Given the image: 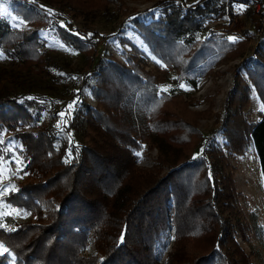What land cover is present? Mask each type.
Instances as JSON below:
<instances>
[{
	"label": "trees",
	"instance_id": "1",
	"mask_svg": "<svg viewBox=\"0 0 264 264\" xmlns=\"http://www.w3.org/2000/svg\"><path fill=\"white\" fill-rule=\"evenodd\" d=\"M88 1L42 0L45 6L58 5L52 15L36 3L15 1L13 13L39 26L30 33L10 29L0 18V52L20 70L46 72L52 60L37 31L53 24L64 45L93 60L88 73L81 77L85 88L95 95L97 84L102 89L105 71L113 68L120 79L118 85L110 86L113 94L99 91L97 95L104 113L81 101L74 91L60 109L66 112L74 103L70 116L63 118L66 123L55 110L34 99L18 102L0 95V135H13L24 165L22 171L35 178L15 193L9 192L3 206L31 211L36 220L34 224H19L8 214L0 215V243L15 256V264H156L153 247L157 241L164 247V205L170 195L174 249L167 255L166 264H251L235 241L236 234L247 241L248 229L236 207L226 156L251 146L264 186V65L252 58L243 60L244 73L263 106L258 120L246 125L240 119L249 91L236 77L223 116L224 144L210 141L203 156L195 157L202 136L185 124L188 122L160 109L161 102L179 95L173 90L161 91L165 77L144 72L136 66V60L130 68L120 67L113 60H95L100 36L79 30L72 23L74 15L79 14L72 9L83 13L89 9ZM257 2L264 9V0ZM65 8H70L68 14ZM213 8L209 0H197L171 7V11L149 22L131 20L148 50L167 66L166 70H155H171L173 86L195 89L214 66L241 55L242 40L233 43L214 33L201 40L194 37L205 30L206 13L215 15L219 11ZM88 34L90 38H81ZM256 45L257 52L264 54L263 33ZM43 112L48 113V123L36 131H18L25 126L36 128ZM77 127L79 141L74 135ZM194 133L197 141L190 148L189 135ZM157 139L173 160L161 177L158 174L167 160L160 148L153 171L137 169L129 155L130 148H139L142 143L154 148ZM43 206L45 214L40 211ZM87 236L100 261L96 256L81 255L89 245ZM7 260L6 253L0 255V264Z\"/></svg>",
	"mask_w": 264,
	"mask_h": 264
},
{
	"label": "rangeland",
	"instance_id": "2",
	"mask_svg": "<svg viewBox=\"0 0 264 264\" xmlns=\"http://www.w3.org/2000/svg\"><path fill=\"white\" fill-rule=\"evenodd\" d=\"M15 1L28 4L36 3L46 10H51V12L58 10L57 4L51 5L52 7L45 6L42 0ZM15 1L0 0V18L8 23L10 29L22 33H30L39 28L38 24L27 21L13 13ZM99 1L89 0L87 3L89 9L83 13H80L76 8L72 9L79 13L74 15V19H72L74 27L100 36L99 43L95 46V60L98 59L99 63H103L105 59H108L113 60L120 67L130 68L132 67L130 65L136 60V66L144 72L167 79L160 88L173 90L179 95L164 103L161 102L160 109L168 111L182 121L188 122L189 124H185L193 127V131L195 130L202 136L203 142L193 156H203L202 151L210 141H216L219 146L224 144L222 138L223 116L236 77H240L249 91L247 103L241 108L240 119L246 125H251L258 120V114L262 111L263 106L243 70V60L246 58L255 59L264 65V54L262 52L258 53L256 50L257 39L261 33L264 34V9H260V3L257 4V0H209L214 6L213 10L215 8L219 9L217 12L220 13V16H216L217 12H215V15L214 12L206 13L207 18L203 21V29L205 30L196 33L194 37L201 40L209 33H214L227 41H230L229 37H239L238 40L244 41V46L240 51V56L238 55L231 60L223 61L214 66L211 72L197 83L195 89L186 86L181 87V85L173 86L171 82L174 78L171 70L164 72L155 70L156 67L166 70L167 66L165 67V64L148 50L135 32L131 20L149 22L162 16L163 13L171 11V7L180 4H193L197 0ZM69 9L65 8L63 11ZM69 12L70 10L65 13L68 14ZM21 21L23 23H20ZM37 35L38 39L43 41L45 50L52 60L51 65L46 67L44 73L35 69L24 71L4 56L0 59V95L14 97L18 102H22L23 99H34L55 110V114L60 118L58 115L61 113L60 109H63L67 101L74 96V91H78L81 101L104 113L102 102L97 98V95L101 94L99 91L113 94L110 86L120 83V79L116 75V69L105 71L104 77L101 78L102 84L100 85H102V89L99 90L97 84L98 91L94 95L81 83V77L90 70L93 61L90 60V56L64 45L59 40L53 24L49 28L38 29ZM88 82L91 83L90 80ZM108 97L111 98V95H108ZM47 114V112L41 114L36 128L25 126L18 131H36L49 122ZM187 125L183 126L186 127ZM74 130L75 138L79 141L80 129L77 127ZM152 139L154 140V138ZM0 140L3 141V143H0V156L4 157L3 175L0 176V189H9L3 195H0L2 210L4 213H8L16 223L30 222L34 224L36 220L31 211L16 206L12 208L3 206L5 203L3 199L9 192L15 193L21 185L30 181L34 182L35 178L24 171L18 172L16 158L20 161H22V158L17 151L19 145L13 139V135L3 132L0 135ZM189 140L191 148V144L197 141L195 133L189 135ZM155 144L157 146L154 148H149L144 143L139 148H130L129 155L133 158L137 169L153 171L156 165L157 147L160 148L162 153L166 155L164 159L167 160V163L161 167L158 174L161 177L173 165V160L167 156V149L158 139ZM226 158L231 168L234 193L237 196L236 207L248 229V232H246L247 241H243L239 234H236L235 241L248 256L251 264H264V186L256 154L253 148L247 145L242 153H234L232 156L227 155ZM23 166L22 163V169ZM10 185L15 186L14 190L9 188ZM40 209L42 214L46 213L44 206ZM164 217L166 223L164 247L158 241L153 247L156 264H166L167 255L174 249L173 201L170 195L164 205ZM87 237H89V245L81 251V255L96 256V259L100 261V256L96 255L90 242V236ZM5 253L8 258L6 264H11L12 258L15 256L9 251Z\"/></svg>",
	"mask_w": 264,
	"mask_h": 264
},
{
	"label": "snow or ice",
	"instance_id": "3",
	"mask_svg": "<svg viewBox=\"0 0 264 264\" xmlns=\"http://www.w3.org/2000/svg\"><path fill=\"white\" fill-rule=\"evenodd\" d=\"M48 12H49V15H52L53 13L51 12V10H48ZM20 23H23V21H21ZM61 27H64L65 25H63V24H61L60 25ZM76 35H79L78 33H76ZM91 37V34H88V37H81L82 39H87V38H90ZM238 39H240L239 37H229V40L231 41V42H236ZM2 58H4V54L2 53V52H0V59H2ZM181 87H184V85H181ZM161 91H166V89H161ZM74 107V103H72V104H69L68 106H67V110H66V112H61V113H59L58 115L61 117V120H62V123H66L64 120H63V118H64V116L67 114V115H69L70 116V114H71V112H70V110L72 109ZM0 143H3V141L2 140H0ZM138 155H139V153H138ZM3 161H4V157L3 156H0V176H2L3 175ZM16 163H17V167H18V172L19 171H22V161H20L18 158H16ZM210 179H211V176H210ZM14 187L15 186H9V188L10 189H13L14 190ZM9 189H0V195H3L5 192H7ZM0 203H2V202H0ZM8 213H4V212H2V211H0V215H7ZM19 214V213H18ZM8 251V249H6V248H4L3 247V245L2 244H0V254H3V253H5V252H7ZM14 262H15V257H13L12 258V262H11V264H14Z\"/></svg>",
	"mask_w": 264,
	"mask_h": 264
},
{
	"label": "built area",
	"instance_id": "4",
	"mask_svg": "<svg viewBox=\"0 0 264 264\" xmlns=\"http://www.w3.org/2000/svg\"><path fill=\"white\" fill-rule=\"evenodd\" d=\"M22 1L29 2V1H27V0H22Z\"/></svg>",
	"mask_w": 264,
	"mask_h": 264
}]
</instances>
